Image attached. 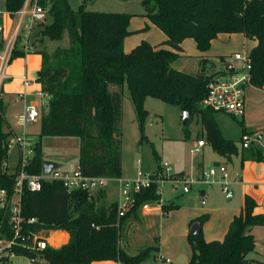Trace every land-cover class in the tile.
Wrapping results in <instances>:
<instances>
[{"label": "trees", "instance_id": "1", "mask_svg": "<svg viewBox=\"0 0 264 264\" xmlns=\"http://www.w3.org/2000/svg\"><path fill=\"white\" fill-rule=\"evenodd\" d=\"M91 1L81 0L74 11L67 0H36L51 18L49 24L41 25L39 35L50 41H60L67 34L69 42L67 48L56 49L52 54L43 50L36 52L42 63L35 81L41 93L48 97L40 110L39 137H78L80 174L86 178L119 179L122 174L120 123L126 85L141 122L148 115L144 109L147 98L177 106L182 113L189 111L200 117L205 143L217 155L226 159L238 155L236 143L221 136L213 117L215 112L200 106L207 82L216 72L207 75L200 70L187 74L174 69L172 64L180 57V44L185 39L194 40L199 52H207L219 34H242L255 41L249 53L251 85L263 88L264 0H140L145 17L166 40L157 46L141 42L128 54H119L118 50L124 38L132 34L128 31L131 16L88 11L86 4ZM24 3L25 0H5V10L12 15ZM23 54L13 49L9 63ZM111 87L116 91H111ZM3 122L0 101V185L12 194L17 167L13 171L6 167L10 134L2 132ZM241 126L243 128V123ZM140 130L143 134L142 126ZM144 140L142 135L141 142ZM33 152L27 172L38 175L43 164L39 140L33 144ZM153 154L156 174L161 172V163L154 150ZM248 160L264 161L263 151L257 147L244 149L241 162ZM176 176L184 174L164 179ZM156 187L151 184L135 194L134 205L124 216L118 217L116 203L105 206L103 189L90 195L85 190L68 192L59 181L42 182L38 192L23 189L22 216L25 220L37 219V224L26 225L25 230H63L69 234L67 244L59 248L49 246L44 251L49 264L156 261L158 237L154 238L153 245L134 254L120 246L126 222L136 217L137 208L160 200ZM255 207L254 200L246 196L243 209L233 217L221 241L204 240L200 221H194L200 229L195 236L189 234L192 255L187 264H264L246 259L255 248L254 236L248 230L264 227V214H254ZM177 208L172 204L161 205L163 214Z\"/></svg>", "mask_w": 264, "mask_h": 264}, {"label": "rangeland", "instance_id": "2", "mask_svg": "<svg viewBox=\"0 0 264 264\" xmlns=\"http://www.w3.org/2000/svg\"><path fill=\"white\" fill-rule=\"evenodd\" d=\"M106 1V0H105ZM127 5L138 9L141 5L136 0H125ZM68 4L75 10L81 4V0H67ZM5 6L0 0V11H4ZM86 9L90 11L118 13L121 7L112 6L104 3V0H92L86 4ZM51 20L48 19L47 22ZM20 18L17 16H5L0 21V42H3L4 47L11 40L15 27L18 25ZM20 29V38L22 39L27 31L24 25ZM34 27L36 25H33ZM137 37L139 42L150 41L152 44L163 42L162 32L154 28L150 32L140 30ZM242 37H234L228 39L219 37L216 39L207 54L217 56L216 64L222 66L219 57L235 51L248 54L250 51V43H242ZM32 39V40H31ZM34 40V41H33ZM30 41L37 42V35L34 34ZM129 42V41H128ZM128 42L121 51L129 53L130 46ZM45 49L49 52L57 42L46 41ZM31 45H28L30 50ZM41 49V47H39ZM185 52L190 56V62L185 66L183 60L176 61V67H182L186 71H194L198 67L195 56L198 54L194 40L188 39L184 45ZM3 47L1 46L2 50ZM37 47L34 46L33 50ZM36 57L33 67L29 68L27 79L31 83L26 90L28 93L40 92L36 83V75L39 66L40 58L38 55H30ZM219 56V57H218ZM24 57L20 56L7 64L5 72L6 80L3 86L2 101L7 107L4 122L2 124V132L9 133L8 142L12 141V136L20 134L22 130L17 126L16 115L19 112L18 104L13 103L12 94L23 93V87L18 78L25 76ZM207 61V60H206ZM205 61V62H206ZM208 65V64H207ZM215 65L211 62L210 65L201 69L204 74L216 72ZM250 87L245 90V96H248ZM39 106V99L36 100ZM47 103V102H46ZM144 109L148 112L144 121H140L135 107L131 101L130 93L127 86L123 90L122 100V117L120 123L121 131V171L123 180H133L136 173L140 170L143 174H150L157 168V163L153 150L160 159V163L167 164L171 169L172 174L185 172L195 183L192 190L188 193L182 192V184L173 185L168 180H163L158 183L160 191L161 204H172L179 206L177 209L171 210L165 214L161 208L153 206L149 213H144L140 207L137 208L136 217L127 220L122 232L120 246L130 254L136 253L138 250L146 246L154 244V238H159L160 257L171 261V264H187L192 255L191 241L189 233L192 223L200 221L201 237L204 240L212 239L213 241H221L225 236L229 219L239 213L242 205L239 200L237 188H233L234 198L227 201V194L223 192L221 185L218 183L203 184L197 183V178L200 176L201 168L207 171L213 161L218 159V155L210 146H205L200 151H195L197 140L205 138L203 128L200 123V117L192 115L189 123L184 125V113L177 106L163 103L153 98H147L144 102ZM46 112V110H44ZM214 120L220 130L221 136L225 140H233L240 142L242 138V126L251 128L264 123V105L256 104L251 121L233 118L230 115L222 113H213ZM143 127V134L141 133ZM40 121L30 124L26 128V133L32 139L31 143L40 141L41 156L43 161H51L61 167L68 173L79 171V138L78 137H39ZM11 128V129H10ZM142 135L146 141L141 142ZM13 143V142H12ZM140 164L137 165L136 161ZM17 164V147L11 146L8 150V158L6 167L9 171H13ZM204 187L207 195L204 196L199 192V188ZM107 190V203L121 202L119 191V183L116 180H109L105 183ZM205 201L202 204V201ZM153 203V202H151ZM106 206V204H105ZM107 207V206H106ZM54 243L61 241L63 235L59 232L51 235ZM70 240V238H69ZM255 245L258 251L264 252V230L258 229L255 231ZM260 259V258H259ZM157 263V262H156ZM105 264H119L107 262ZM140 264H155L152 259H147ZM157 264H169L160 263Z\"/></svg>", "mask_w": 264, "mask_h": 264}, {"label": "built area", "instance_id": "3", "mask_svg": "<svg viewBox=\"0 0 264 264\" xmlns=\"http://www.w3.org/2000/svg\"><path fill=\"white\" fill-rule=\"evenodd\" d=\"M29 8V3L17 12L20 17L19 27L26 21L27 27L35 23H43L48 11L36 4ZM14 42H8L7 46L0 50V90L3 81L6 79L5 69L9 63L10 55L13 50ZM222 69L209 78L206 86V94L200 106L213 112H224L233 118L242 119L245 113V90L251 85L252 63L249 54L237 52L221 60ZM208 75V74H207ZM24 83L26 79L23 78ZM40 119V110L34 105H28L17 115V126L22 130L18 135L12 136V141L8 142V150L11 146L17 147L18 162L15 177V185L12 194H8L0 185V264H49L44 256V251L49 247L48 241L42 229H26V225L34 226L37 219L25 220L21 211V196L23 189L31 192H38L42 188V182L59 181L68 191L85 190L92 195L103 188L105 178H86L79 171L68 173L61 170H54L48 175L41 172L32 175L27 172V167L33 157L32 139L25 133L26 128ZM261 133H243L240 145L243 149L251 145L261 143ZM13 142V143H12ZM203 140L197 141L195 151L203 147ZM137 165L140 161H136ZM155 175V176H154ZM167 164L161 165V172L143 174L137 171L133 180L117 179L121 202L117 204L115 211L118 217H122L134 205L135 194L142 189H147L151 184H155L157 194H160L158 183L172 176ZM226 166L220 164L209 168L197 178V183L221 185L223 192L228 193ZM173 189L176 184H182V192L188 193L192 190L195 183L188 176L174 177L170 180ZM205 201H202L204 204ZM161 208V201L148 202L141 205L144 213H149L153 206ZM155 264L167 263L168 260L158 257ZM157 262V263H156Z\"/></svg>", "mask_w": 264, "mask_h": 264}, {"label": "crops", "instance_id": "4", "mask_svg": "<svg viewBox=\"0 0 264 264\" xmlns=\"http://www.w3.org/2000/svg\"><path fill=\"white\" fill-rule=\"evenodd\" d=\"M136 1L140 4V0H136ZM2 2L5 6V0H2ZM25 3H27V0H25ZM28 3H29V8H31L33 5V1L28 0ZM104 3H106L108 5H112V6H119V7H121V9H120V11H118V13H124V14H128L131 16V18L129 19V23H128V31L132 32V34L127 36L126 38H124L122 45L120 46V48L118 50L119 54H128V53H125V51H121V49H123V47L125 46V43L128 41H129L128 44L131 48L130 51L133 48H135L137 45H139V43H138L139 41L135 37H137L136 34L138 32H140V30L141 31L147 30L148 32H150L152 29L156 28L145 17V10L142 7V5H140V7L138 9H136V8L134 9L133 6L127 5V1H122V0H106V1L104 0ZM70 8L74 11H76L78 9L77 8L75 10L71 6H70ZM88 11H90V10H88ZM5 16H10V17L17 16V17H19L17 12L11 15L8 12H6V10L4 9V11H0V21ZM48 19H50L49 16H47L46 20L43 23H35V24H32L28 27H27V23H26L24 25V29L27 31V33L22 39L20 38L19 34H20V29L23 26V23L21 24L20 27H19V23H18V25L15 27L14 34H13L11 40L9 41V42H12V41L14 42L13 49H16L18 51H22L24 53L23 54V57H24L23 64H24V70H25L26 74L24 77L18 78V80L22 84L24 92L12 94L13 103L18 104L17 107L19 108V112L17 113V115L23 110V108L25 106H28V105H34L39 110H41L43 107H45L46 102L48 100V97H46V95L41 93V89H40L39 84H37V86L39 87L40 92H36V93L26 92L28 87H30V85H31V83L27 79V74H29V68L33 67V63L35 62V59H36V57L30 56V55H38L39 56V58H40V66L38 68V70H39L41 67L42 60H41V56L39 54H37L36 52L40 51V50L47 52L45 49V44H46L45 42L48 41V39L40 36L39 32L41 30L42 24L45 25V24H49L51 22V20L49 22H47ZM33 25H36V26L34 27ZM145 27H147V29H144ZM0 31H2V28H0ZM34 34L37 35V40H38L37 42L30 41V38ZM221 36L226 37L228 39H232L234 37H242L241 39H242L243 44H245V43L251 44L250 45V51L255 46V41L246 39L242 34H232V35L219 34L216 39H218ZM216 39H214L211 42V45ZM165 40H166V36L163 34V42ZM187 40L188 39H185L180 44L182 52L180 53V57L176 60V61H178V60L182 59L184 61L182 66H185L187 63L190 62V56L186 54L185 48H184V45L187 42ZM51 42H53V41H51ZM54 42H57V44H56V46H53L49 52H47L48 54H52L56 49H63V48H67L69 46L67 34H65L64 37L60 41H54ZM144 42L148 43L151 46H157V45H160L163 43V42H161L159 44H152L147 39ZM0 44L3 47V49L7 46L6 45L4 47L3 42H0ZM28 45H31L30 50L28 49ZM211 45H210V47H211ZM34 46L37 47L36 50H33ZM39 47H41V49ZM250 51H249V53H250ZM197 52H198V54L195 56V58H196V61L198 63V67L196 70L186 71L182 67H176V65H175L176 61L172 64V67L178 71L183 72V73L194 74V73L200 71L201 69L207 67L208 65H210L211 62H213V64L215 65V68L217 69L216 71H219L222 69V66H218L216 64V62L218 61V59H216L217 56L209 55V54H207V52H199L198 50H197ZM237 52L238 51H235V52H232V53H229L226 55H221L220 57L219 56L218 57L219 58L227 57V56H230V55L237 53ZM202 59L204 60V62L201 61ZM6 70H7V68L5 69V72H6ZM36 77H37V75H36ZM23 78L26 79V81H27L26 83H24ZM5 80L3 81V84H2V87L0 90V101L2 102V104H3V101H2L3 95L1 93V91L3 90ZM125 86L126 85H124V87ZM110 90L116 91V88L111 87ZM123 90H124V88H123ZM38 99H39V102H38L39 106L36 105L37 104L36 100H38ZM257 103H259L260 105H264V87L263 88H256L254 86H250V92L248 93L247 97L245 96V113H244V116L241 120H244L246 118L248 120V123L251 121V115L253 114ZM6 112H7V107L3 104L4 117H5ZM216 113L226 114L224 112H216ZM17 115H16V118H17ZM242 129H245V128L243 127ZM255 132L261 133V136H262L261 143L258 145H256V144L251 145L250 147H257V148L261 149L263 151V156H264V123L263 124L261 123L259 125L254 126V127H251L249 129L246 128L244 133H255ZM25 133H26V131H25ZM242 134H243V132H242ZM14 135H18V134L14 133ZM198 140H203L205 142V138H200ZM231 141H233V140H231ZM234 142L236 143V146L238 148V155L231 156L229 159H226V158L218 155V159L213 161V165L211 167L217 166L220 164L226 166L227 173H228L227 183H228V189H229L228 193H226L227 194L226 200L229 201V200H232L234 198L233 188L236 187L237 191H238L237 196H238L239 200L241 199V201H242V205H241L239 213L237 215H239L241 210L243 209L244 198L246 196L252 198L254 200V202L256 203V207L254 208V214H264V161H250V160H248V161L241 162V153L244 151V149L241 147L240 142H236V141H234ZM206 145L209 146L208 144L205 143V145L203 147L199 148V151L201 149H204V147ZM17 162H18V152H17ZM46 162H51V161H46ZM16 166H17V164H16ZM16 166H15V168H16ZM58 170L66 172L65 170H62L60 166H59ZM203 171H204V169L201 168L200 175L203 173ZM181 173H183L184 176H186L185 172H181ZM119 179H122V175ZM109 180H117V179H106V182ZM102 189L105 192V204L107 207H109L113 203L112 204L107 203L108 194H107V190L105 188V185L103 186ZM198 190L204 196L207 195V192L204 189V187H200ZM237 215H235V216H237ZM232 219H233L232 217H231V219H229L230 220L229 224L232 221ZM193 224H197V223H193ZM229 224H228V226H229ZM227 229H228V227H227ZM258 229L264 230V227H252L248 230V232L255 237V231ZM57 232H59L63 235V239L61 241H58L57 243H54V241L51 238V235H54ZM226 232H227V230H226ZM226 232H225V234H226ZM44 233H45L44 236L46 237L49 246L52 248H59V247L65 245L69 242L70 236L66 231L48 230V231H45ZM206 241H213V240L208 239ZM262 244L264 245V240H263ZM158 257H160V245H159ZM246 259L250 260V261H254V262L263 263L264 262V252L258 251L256 249V245H255L254 251L249 253L246 256ZM164 260H166V259H164ZM107 262H109V261L96 262V263H92V264H105ZM167 263L171 264V261L168 260Z\"/></svg>", "mask_w": 264, "mask_h": 264}, {"label": "water", "instance_id": "5", "mask_svg": "<svg viewBox=\"0 0 264 264\" xmlns=\"http://www.w3.org/2000/svg\"><path fill=\"white\" fill-rule=\"evenodd\" d=\"M192 116V113L189 111L184 112V119H183V123L184 125H187L189 123V120ZM59 168V165L53 163V162H46L44 161L42 164V172L44 175H48L50 174L52 171L56 170ZM199 224H193L190 228V233L191 235H197L199 232Z\"/></svg>", "mask_w": 264, "mask_h": 264}]
</instances>
